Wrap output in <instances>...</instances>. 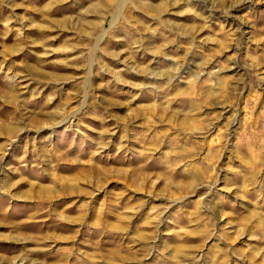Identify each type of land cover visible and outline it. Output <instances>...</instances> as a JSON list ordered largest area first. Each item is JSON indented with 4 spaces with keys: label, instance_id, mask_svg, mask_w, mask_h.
Segmentation results:
<instances>
[{
    "label": "rangeland",
    "instance_id": "1",
    "mask_svg": "<svg viewBox=\"0 0 264 264\" xmlns=\"http://www.w3.org/2000/svg\"><path fill=\"white\" fill-rule=\"evenodd\" d=\"M0 264H264V0H0Z\"/></svg>",
    "mask_w": 264,
    "mask_h": 264
}]
</instances>
